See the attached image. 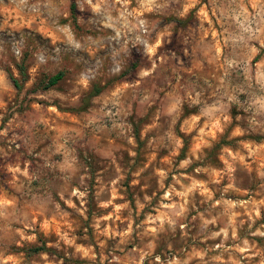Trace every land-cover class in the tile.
Segmentation results:
<instances>
[{"label": "rangeland", "instance_id": "374dc122", "mask_svg": "<svg viewBox=\"0 0 264 264\" xmlns=\"http://www.w3.org/2000/svg\"><path fill=\"white\" fill-rule=\"evenodd\" d=\"M0 264H264V0H0Z\"/></svg>", "mask_w": 264, "mask_h": 264}, {"label": "trees", "instance_id": "16d2710c", "mask_svg": "<svg viewBox=\"0 0 264 264\" xmlns=\"http://www.w3.org/2000/svg\"><path fill=\"white\" fill-rule=\"evenodd\" d=\"M64 72H59L56 75H53L51 77L48 78V87L54 86L56 85L60 80H62L64 78ZM14 84L16 87L20 88L21 85L19 84V81L17 79H13Z\"/></svg>", "mask_w": 264, "mask_h": 264}]
</instances>
